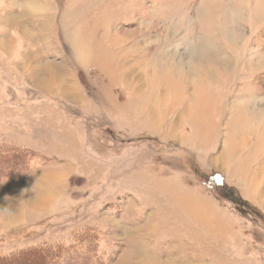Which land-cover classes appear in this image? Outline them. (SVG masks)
I'll use <instances>...</instances> for the list:
<instances>
[{
	"label": "rangeland",
	"instance_id": "obj_1",
	"mask_svg": "<svg viewBox=\"0 0 264 264\" xmlns=\"http://www.w3.org/2000/svg\"><path fill=\"white\" fill-rule=\"evenodd\" d=\"M0 257L264 264V0H0Z\"/></svg>",
	"mask_w": 264,
	"mask_h": 264
},
{
	"label": "bare ground",
	"instance_id": "obj_2",
	"mask_svg": "<svg viewBox=\"0 0 264 264\" xmlns=\"http://www.w3.org/2000/svg\"><path fill=\"white\" fill-rule=\"evenodd\" d=\"M204 47V46H203ZM205 49H207L206 47H204ZM202 51H204V50H202ZM202 51L200 52V55H202ZM205 52L208 54V55H210L209 53H210V49L208 48L207 50H205ZM199 56V55H198ZM191 66H195V68L196 69H198L199 70V72H201V70L199 69V67L198 66H200V64H194V63H191ZM200 68H202V66H200ZM189 71L190 72H188L186 75H184L185 77H189L190 76V80H194V82L193 83H197L195 80V77H193L192 75H194V69L192 68V67H190V69H189ZM211 71H212V67L211 66H208L207 67V71H205V75L206 74H208V75H211ZM202 74V73H201ZM163 80V79H162ZM32 202H36L37 203V201H36V199L34 200V201H32Z\"/></svg>",
	"mask_w": 264,
	"mask_h": 264
},
{
	"label": "trees",
	"instance_id": "obj_3",
	"mask_svg": "<svg viewBox=\"0 0 264 264\" xmlns=\"http://www.w3.org/2000/svg\"><path fill=\"white\" fill-rule=\"evenodd\" d=\"M193 171L195 172L194 174H195V176L198 178V176L200 177V174H199V170H197L196 168L195 169H193ZM198 174V175H197ZM209 183H210V181H208ZM37 256H38V258L39 259H42V257L41 256H43L44 258L46 257V254H45V252L43 251V250H41V249H38V251H37ZM10 258V257H9ZM46 258H48V257H46ZM5 259V258H4ZM4 259H2L1 257H0V264H13L15 261L13 260L12 262H8V263H3V262H1V261H3ZM7 259V258H6ZM41 261V260H40Z\"/></svg>",
	"mask_w": 264,
	"mask_h": 264
}]
</instances>
